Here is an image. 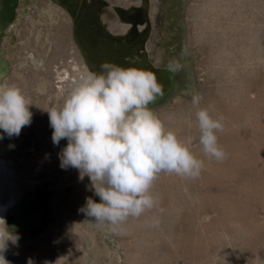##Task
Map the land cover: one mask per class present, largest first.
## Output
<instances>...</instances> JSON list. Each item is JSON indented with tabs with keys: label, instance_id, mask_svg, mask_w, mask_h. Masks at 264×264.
<instances>
[{
	"label": "rangeland",
	"instance_id": "rangeland-1",
	"mask_svg": "<svg viewBox=\"0 0 264 264\" xmlns=\"http://www.w3.org/2000/svg\"><path fill=\"white\" fill-rule=\"evenodd\" d=\"M79 4L93 10L90 28L99 29L101 40L116 49L103 54L102 63H115L122 50L123 67L151 71L163 95L150 109L182 139L191 137L192 150L204 161L195 179L161 173L151 189L155 206L138 218L129 217L118 232L99 226L81 211L88 197L100 202L90 179L79 176L70 181L62 199L73 216H67V222L77 227L81 212L82 225L94 239L83 245L82 262L128 264V253H133L139 256L137 264H264V0H79ZM72 6L65 0H0V51L8 71L0 84L1 80L15 84L31 100V124L44 143L34 158H27L19 147L9 152L16 164L29 162V171L33 170L29 174L33 188L22 201L35 195L41 229L54 219L56 188L74 169L60 167L59 146L46 134L50 121L45 110L55 95L51 68L63 55L70 57L76 46L89 72L101 70V62L89 59L74 32L81 20ZM111 16L126 29L110 25ZM170 66L178 67L173 71ZM27 68L32 83L27 82ZM81 75L72 77L73 84ZM194 94L202 97L200 107L210 106L213 116L224 117V131L218 133L227 153L222 162L204 156L198 145ZM74 198L78 204L71 207L67 200ZM39 231L26 232L20 239L31 242Z\"/></svg>",
	"mask_w": 264,
	"mask_h": 264
},
{
	"label": "clouds",
	"instance_id": "clouds-1",
	"mask_svg": "<svg viewBox=\"0 0 264 264\" xmlns=\"http://www.w3.org/2000/svg\"><path fill=\"white\" fill-rule=\"evenodd\" d=\"M177 67L170 66L173 71ZM100 68L83 73L63 102L45 111L54 130L53 144L68 142L60 153V167L78 169L81 180L87 176L100 199L88 197L81 211L99 226L118 232L129 217L138 218L155 206L151 189L161 173L195 179L204 161L192 150L191 137L182 139L150 109L163 95L151 71L112 62ZM201 100L199 94L191 100L198 145L204 156L222 162L227 153L218 133L224 131V117L213 116L210 106L200 107ZM31 105L15 84H0V129L9 137L19 136L31 124ZM18 239L7 225L0 228V253L9 240ZM0 264L10 262L0 254Z\"/></svg>",
	"mask_w": 264,
	"mask_h": 264
},
{
	"label": "bare ground",
	"instance_id": "bare-ground-1",
	"mask_svg": "<svg viewBox=\"0 0 264 264\" xmlns=\"http://www.w3.org/2000/svg\"><path fill=\"white\" fill-rule=\"evenodd\" d=\"M65 1H71L74 14L81 20L80 22L78 21L79 23L77 22L78 24L74 30V32L78 35L77 37H79L78 39H80L79 41H81L80 44L83 45L81 47L88 52V56L91 61L102 63V59L104 57L102 56L103 54H112L116 51L113 43L109 41L105 42L103 39L102 41L99 31L97 29L90 28L92 23L91 14L93 10L87 7H82L79 4V0ZM108 20L110 25L121 30L126 29V25L123 26L119 21H117V18L111 16ZM68 41L70 40L68 39ZM71 44L73 45V43ZM72 50L73 52L70 57L65 58L63 55L62 61H54L53 68H51L49 79L54 85L53 93H55V95L52 98V101L50 103L48 102L49 104L47 103L49 108L59 106L63 102L65 96L75 85V83L73 84L72 82V77L75 78V74H77V72H81V74L89 72L83 59L80 57V53L76 46H73ZM120 51L121 52L118 51L119 54L116 55L117 59L115 60V63L122 66L119 56L123 51ZM124 64L125 63H123V65ZM6 67L7 64L1 57L0 51V77L7 75L8 71ZM27 69V82L32 83L30 79L32 77L31 68ZM74 71L75 74H73ZM163 80L165 81V78H163ZM34 96H36V94H34ZM34 99L35 98L33 97V100ZM35 105H37V103ZM33 126L31 124L23 127L19 136L9 137L4 133L3 139H0V228H4L7 225L14 233L13 235L19 237L15 243L9 240L5 251L0 254H2L4 258L10 262V264H28L29 260L26 261L28 257H36V260H34L32 264H46V262L47 264H84L86 262H82V260L84 261L83 257L85 253L83 245H87L89 239L94 240L93 235H91L88 228L82 225L85 215L83 216L81 212H78L76 216V223L79 227H74L68 224L67 216H71V213L69 211L70 209L67 208L68 206L65 201L62 200L66 193V186L71 183L70 181H74L79 178V170L75 168L73 170L71 169L69 173L70 176L66 175L64 178V184H60L56 188V192L52 197L54 219L52 218L45 223L42 229L40 227L43 223L42 215L34 207L37 202L36 199L33 200L35 195L31 194V196H29L26 200L22 201L23 194H25L27 190H31V188H33L32 179L29 180V174L30 172L33 173V170L29 171V162H26L24 164L25 166L21 165L22 167L19 164H16L15 161L11 159L9 152H11L14 148L19 147L22 154L26 155L27 158L30 156L34 158L33 154L37 155V148L43 147L44 143L42 145L38 137L39 132L35 133L34 131V128L37 127ZM53 131L52 127L49 126L46 134L52 135ZM1 134L3 136L2 129H0V135ZM67 143V140H61L59 145L60 153ZM69 200H67V202H69L71 207L72 205L73 207L77 206L78 203L76 198H74L72 202ZM80 227L88 232L89 237L84 230L80 229ZM37 229L41 231L35 235L36 239L34 238L31 242L20 239L21 237L26 236V232ZM27 236H29V234H27ZM6 239L9 238L6 237ZM140 241L142 242V240ZM141 242H138L139 245ZM128 254V264H137L136 258H139L138 254L134 253L137 257L133 255V253ZM138 262H140V260H138ZM93 264H97V261L93 262Z\"/></svg>",
	"mask_w": 264,
	"mask_h": 264
},
{
	"label": "water",
	"instance_id": "water-1",
	"mask_svg": "<svg viewBox=\"0 0 264 264\" xmlns=\"http://www.w3.org/2000/svg\"><path fill=\"white\" fill-rule=\"evenodd\" d=\"M91 10H92V9H91ZM91 16H92V21H93V19H94L93 11H92ZM97 30L99 31V29H97ZM99 33H100V31H99ZM169 80H170V83H171V82H172V78L170 77ZM169 80L167 79L165 82H169ZM161 99H162V96L158 97L154 103L159 102ZM154 103H152V104H154ZM152 104H150V105H152ZM150 105H149V106H150Z\"/></svg>",
	"mask_w": 264,
	"mask_h": 264
}]
</instances>
